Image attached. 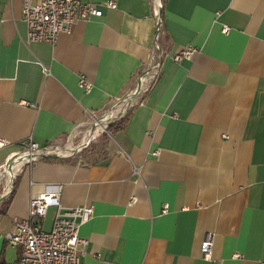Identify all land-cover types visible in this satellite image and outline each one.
I'll return each instance as SVG.
<instances>
[{
    "label": "crops",
    "instance_id": "1",
    "mask_svg": "<svg viewBox=\"0 0 264 264\" xmlns=\"http://www.w3.org/2000/svg\"><path fill=\"white\" fill-rule=\"evenodd\" d=\"M82 1L102 16L52 44L26 40L23 0H0V169L30 138L74 136L128 94L154 52L159 74L103 150L21 165L0 194V264L18 262L5 235L31 197L58 188L64 209L94 207L80 264H264V0H163L158 41L153 0ZM187 47L192 58L174 62Z\"/></svg>",
    "mask_w": 264,
    "mask_h": 264
},
{
    "label": "built area",
    "instance_id": "2",
    "mask_svg": "<svg viewBox=\"0 0 264 264\" xmlns=\"http://www.w3.org/2000/svg\"><path fill=\"white\" fill-rule=\"evenodd\" d=\"M153 1L158 27L156 41H158L162 26L163 0ZM105 6L115 9L117 3L115 0H109ZM102 14L103 11L97 4L84 3L82 0H23L22 4V19L27 26L26 40L29 42L54 44L61 34L71 33L77 21H88L93 17H100ZM229 30V27H224L225 33H228ZM156 50H159V46H156ZM195 51L193 47L181 49L173 55L172 59L176 63L182 62L184 59L192 58ZM156 55L157 52H154L151 65L138 76L136 84L128 94L114 102L115 105L123 107V111L117 116L130 110L158 77L160 62L156 60ZM79 84L86 92L93 88V83L86 77H82ZM107 109L91 113V128L87 139L68 155H61L59 148L54 144L41 147L30 138L22 145L17 157L27 156L26 162H32L42 158V155L72 156L88 146L100 132H105V119L112 112ZM100 128H102L101 131L95 136V132ZM8 145L9 141L0 139V150ZM52 207L57 210L56 216L51 229L46 230L43 227V220ZM166 210L167 205L164 207V212ZM93 217L94 207L84 205L64 209L60 201L59 188L47 190L31 197L28 217L17 220L14 230L5 235V240L10 246L19 249L17 264H80L81 257L86 254L88 243L87 240L80 237V228ZM212 247L213 237L209 235L201 246L204 258H211ZM235 257L239 258L240 255H235Z\"/></svg>",
    "mask_w": 264,
    "mask_h": 264
},
{
    "label": "rangeland",
    "instance_id": "3",
    "mask_svg": "<svg viewBox=\"0 0 264 264\" xmlns=\"http://www.w3.org/2000/svg\"><path fill=\"white\" fill-rule=\"evenodd\" d=\"M120 108H121L120 105H115L113 103L111 106L108 107L107 110L110 109L111 111H116V110H118ZM127 112L128 111L124 112L123 115L121 114V115L117 116L116 118H112L110 121L106 122L105 123V126H106L105 132H100L98 134V132L101 131L100 129L97 132H95L94 135L95 136L97 134L98 135L95 138H93L91 143L88 146H86L85 148H83L81 151L73 154L70 157H68V156L67 157H63L62 156L60 158L61 159L75 160L77 158L79 159V156H82V154H85L87 152L93 151L94 147L98 151L101 150L102 147L106 144L105 140H107L109 138V136L111 135V133H112L111 125L121 121L125 117ZM90 128H91L90 127V123L86 124L83 127H81L74 136L62 139V140L58 141L57 143H55L54 146H57V148H59V151H60L61 155H68V153H70L74 149H77V147L80 146L87 139V136L89 135V132H90ZM97 146H98V148H97ZM25 162H26V160L23 161V163H25ZM23 163H22V165H23ZM5 167H8V166H5ZM5 167L0 169V194L2 192H4L5 189H9L10 188V186L12 185L13 181L16 179V176H17V174H16L15 177H13L12 183L9 186V184L7 183L8 182L7 181L8 180V175L4 171Z\"/></svg>",
    "mask_w": 264,
    "mask_h": 264
},
{
    "label": "bare ground",
    "instance_id": "4",
    "mask_svg": "<svg viewBox=\"0 0 264 264\" xmlns=\"http://www.w3.org/2000/svg\"><path fill=\"white\" fill-rule=\"evenodd\" d=\"M121 111H123V108H120L116 111H112L110 114H108V117L105 119V121H109L112 118H115L118 114L121 113ZM102 128H100L101 130ZM28 157H22V160H18V158L16 157L15 159H13V161L11 162V165L8 167H5V173L8 175V184L10 186V184L12 183L13 177H15V175L17 174L18 170L20 169L22 163L24 160H26Z\"/></svg>",
    "mask_w": 264,
    "mask_h": 264
},
{
    "label": "trees",
    "instance_id": "5",
    "mask_svg": "<svg viewBox=\"0 0 264 264\" xmlns=\"http://www.w3.org/2000/svg\"><path fill=\"white\" fill-rule=\"evenodd\" d=\"M126 120L127 118H123L121 121L117 122V123H114L111 125V130H112V133L121 129L124 124L126 123ZM11 199V196L9 197V200ZM9 200L4 204V208L7 207L8 203H9Z\"/></svg>",
    "mask_w": 264,
    "mask_h": 264
},
{
    "label": "water",
    "instance_id": "6",
    "mask_svg": "<svg viewBox=\"0 0 264 264\" xmlns=\"http://www.w3.org/2000/svg\"><path fill=\"white\" fill-rule=\"evenodd\" d=\"M16 157H17V156H16ZM46 157L59 158L60 156L57 155V154L42 155V158H46ZM17 158H18V160H22V159H21L22 157H17ZM12 161H13V160H11L9 163H7V166H10ZM11 186H12V185H11ZM11 186H10V187H11ZM5 198H6L5 195H2V196L0 197V201L4 200Z\"/></svg>",
    "mask_w": 264,
    "mask_h": 264
}]
</instances>
